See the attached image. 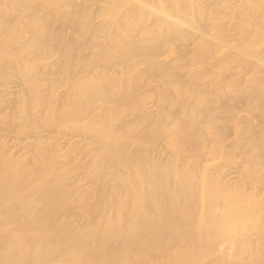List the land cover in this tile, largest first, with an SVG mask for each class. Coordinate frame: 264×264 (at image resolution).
<instances>
[{
	"label": "bare ground",
	"instance_id": "6f19581e",
	"mask_svg": "<svg viewBox=\"0 0 264 264\" xmlns=\"http://www.w3.org/2000/svg\"><path fill=\"white\" fill-rule=\"evenodd\" d=\"M15 81L0 264H264V0H0Z\"/></svg>",
	"mask_w": 264,
	"mask_h": 264
},
{
	"label": "rangeland",
	"instance_id": "374dc122",
	"mask_svg": "<svg viewBox=\"0 0 264 264\" xmlns=\"http://www.w3.org/2000/svg\"><path fill=\"white\" fill-rule=\"evenodd\" d=\"M19 86L20 85H19L18 81H15L12 85H10V87L8 89H4V88L1 89L0 94H1V96H5L8 99L15 98V93L19 89ZM10 110H11L10 102L5 103L3 106V112L4 111H10ZM67 138H72V135H67ZM25 144H26V140L21 138L20 139V149L21 150L24 149L23 147L25 146ZM237 174H238V171L236 169L235 170H229L228 178L230 179L231 182L234 183L236 181Z\"/></svg>",
	"mask_w": 264,
	"mask_h": 264
}]
</instances>
